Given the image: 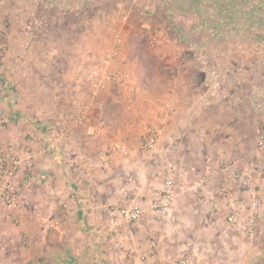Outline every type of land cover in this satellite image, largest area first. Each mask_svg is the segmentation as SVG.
Returning a JSON list of instances; mask_svg holds the SVG:
<instances>
[{"label": "rangeland", "instance_id": "1", "mask_svg": "<svg viewBox=\"0 0 264 264\" xmlns=\"http://www.w3.org/2000/svg\"><path fill=\"white\" fill-rule=\"evenodd\" d=\"M110 51L117 56L105 69L115 80L94 97L87 75L104 70L103 58ZM10 85L21 87L23 98L31 100L32 107L40 101L52 122L72 121L80 107L88 106L82 124L93 111L94 132L109 144L110 151L126 158L131 152L154 154L163 146L160 141L155 150L144 151L140 143L147 129L159 126L166 118V102H175V110L167 117L169 123L183 104L194 100L196 91L201 95L209 89L212 94L204 99L208 110L201 120L208 125L187 126L183 128L187 134L177 131V140H183V155L177 148L172 156L166 154L162 165H155L156 175L138 163L152 178L154 199L169 164L175 168L176 221L170 220L172 231L179 225L174 208L181 169L188 192L196 198H203L190 190L198 177H206L212 166L227 164L239 174H250L244 180L230 179L238 196L243 193L239 185L246 181L263 199L264 0H0V105ZM96 104L101 112L93 110ZM2 111L0 107V123L5 116ZM200 119L197 114L195 120ZM2 132L0 127V163L13 152L23 158L21 146L5 142ZM117 144L125 148L124 153L114 150ZM28 148L24 149L28 157L23 160L33 168ZM215 148L219 151H213L211 161L200 155L202 150L208 155ZM187 150L191 154L184 156ZM24 172L33 177L29 169ZM209 181L220 183L221 190L224 180L217 175ZM20 199L13 209L0 203V220L11 218L6 225L0 222V235L9 236L8 242L24 222ZM54 223H48L49 233L55 230ZM146 236L154 257L158 240ZM18 237L22 246L32 245L29 233L20 231ZM153 241L157 244L154 248ZM259 243L255 260L264 261L261 223L247 251ZM246 252L237 259L247 257ZM186 256H179L175 263Z\"/></svg>", "mask_w": 264, "mask_h": 264}, {"label": "crops", "instance_id": "2", "mask_svg": "<svg viewBox=\"0 0 264 264\" xmlns=\"http://www.w3.org/2000/svg\"><path fill=\"white\" fill-rule=\"evenodd\" d=\"M199 92L194 93L192 102L183 104L180 115L173 114L158 151L145 156L131 152L126 158L110 151L109 144L94 132L93 111L81 126L63 121L62 131L55 119L52 122L44 113L46 107L40 101L32 107L31 100L23 98L21 87L6 90L0 105L5 114L0 123L2 139L21 146L19 153L24 159L28 157L24 149L30 147L27 150L35 166L19 198L24 222L18 231L29 233L32 245L27 248L20 244V231L9 242V236L0 235V264H175L181 255H188L191 264H264L262 259L255 260L260 243L247 251L249 244L228 223V208L219 196L220 183L209 181L203 198H196L188 192L185 172L180 170L174 208L179 225L173 231L170 217L151 207L154 193L150 174L156 175L159 171L154 172L155 167L162 165V157L172 156L176 148L183 155V140H177V131L182 129L187 134L183 128L205 122L201 121L208 110L204 99L212 93L209 89L208 93ZM99 106L94 105L93 110L101 112ZM197 114L202 119L195 120ZM215 150L208 155L199 152L211 161ZM188 151L184 156L191 154ZM138 163L150 168V174ZM23 169L20 180L26 176ZM132 202L145 209L144 219L134 226H117V209ZM9 220L0 222L6 225ZM53 221L55 230L49 233L48 223ZM260 223L264 226V205ZM146 235L158 240L153 258ZM245 252L247 257L237 259Z\"/></svg>", "mask_w": 264, "mask_h": 264}, {"label": "built area", "instance_id": "3", "mask_svg": "<svg viewBox=\"0 0 264 264\" xmlns=\"http://www.w3.org/2000/svg\"><path fill=\"white\" fill-rule=\"evenodd\" d=\"M119 44L123 43V40L118 41ZM117 53L115 51L108 52L104 58L102 69L104 70H93L87 75L88 81L90 82V88L92 95L97 97L101 92L102 88L106 84L115 80V76L108 73L105 67H109L115 61ZM175 102L173 100L168 101L164 105V111L166 112V118H163L162 123L157 127H150L144 133L140 147L144 151L155 150L160 142V139L164 133V129L168 123L170 114L175 110ZM88 106L80 107V113L76 114L72 120L75 123L82 124L86 119V113ZM168 117V118H167ZM58 126L63 131V121H56ZM114 150L119 153H124L125 148L119 144L114 146ZM32 163H25L23 158L16 154V152L6 156L4 161L0 163V203L8 209H13L18 205V199L24 187H26L30 180V174H27L24 179L19 180L18 175L22 171L23 167L25 170L29 169L32 174ZM28 167V168H27ZM24 170V169H23ZM174 174L175 168L173 164H169L166 178L162 185L157 190L158 194L153 202V209L163 215L170 217L171 222H175L176 219L173 216V206L175 204L174 196ZM201 175V174H200ZM206 177H198V180L191 186L190 190L202 196L204 187L207 181L212 176L221 175L223 176V185L220 190V195L223 197L225 204L227 205V221L230 225L237 228L240 236L248 244L255 241L258 236V226L262 217V201L259 197L256 188L250 183L243 181L239 185V190L243 193L238 196L236 191L230 185V179L244 180L246 176H250L249 173H242L235 171L232 166L222 164L221 166H212L208 168V171L204 174ZM29 178V179H28ZM144 219V210L136 202H132L128 206H122L117 209V220L115 224L119 227L123 225L134 226L139 224ZM155 241L152 242V247H156ZM153 258V257H152ZM175 264H191L190 257H182Z\"/></svg>", "mask_w": 264, "mask_h": 264}]
</instances>
